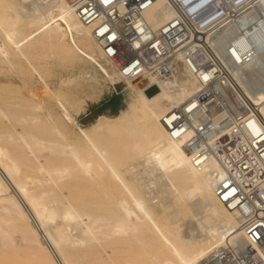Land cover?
Returning a JSON list of instances; mask_svg holds the SVG:
<instances>
[{"label":"bare ground","instance_id":"obj_1","mask_svg":"<svg viewBox=\"0 0 264 264\" xmlns=\"http://www.w3.org/2000/svg\"><path fill=\"white\" fill-rule=\"evenodd\" d=\"M174 16L167 0L145 11L155 30ZM92 28L68 0H0V264H216L222 250L247 248L236 212L215 193L216 161L195 167L184 139L163 123L200 90L197 76L185 65L166 79L125 78ZM237 30L236 57L253 42L257 52L236 77L264 118V0L245 6L220 35ZM53 60L82 65L81 74L55 89ZM92 76L96 87L101 78L123 83L130 100L115 117L83 128L73 85ZM143 173L152 177L141 181ZM156 176L174 206L202 209L196 223L180 229L179 213L157 199ZM17 243L28 254L18 255Z\"/></svg>","mask_w":264,"mask_h":264},{"label":"built area","instance_id":"obj_2","mask_svg":"<svg viewBox=\"0 0 264 264\" xmlns=\"http://www.w3.org/2000/svg\"><path fill=\"white\" fill-rule=\"evenodd\" d=\"M68 1L123 77L166 79L185 65L197 76L200 90L163 123L184 139L195 167L216 161L215 193L240 219L248 247L222 250L216 264H264V118L236 77L257 47L253 42L238 59L240 31L220 35L255 0H167L175 16L157 30L145 17L155 0Z\"/></svg>","mask_w":264,"mask_h":264},{"label":"rangeland","instance_id":"obj_3","mask_svg":"<svg viewBox=\"0 0 264 264\" xmlns=\"http://www.w3.org/2000/svg\"><path fill=\"white\" fill-rule=\"evenodd\" d=\"M53 61L54 62L52 65L55 68L56 74L54 73V74L49 75V77H51V78H49L48 76L47 77L49 78L51 85L55 89L56 88L58 89V87L60 86V81H64V79L65 80L68 79V77L72 76L73 74H75V75L77 74V76H79V74H81L80 71H81L82 65H77V66H75V68L74 67L71 68V67L66 66L64 64H59V62L56 60H53ZM179 68H182V67L180 66ZM62 77H64V78L62 79ZM96 78H98V77H96ZM96 78L92 76L90 79H88L86 81H82V78L81 79L78 78L76 80V83L74 84L75 86L73 85L74 91L73 90L72 91L81 100V106H82L80 113L78 115H75V117H76V120L78 122V125L83 127V128L90 127V126L96 124L97 121L100 119V117L101 118H103V117H108V118L115 117L116 115L119 114L120 111L114 112L113 109L118 108L119 105H121V104L123 105V109L126 108L128 101L130 100V95L128 94L129 89H125L123 83L112 84L110 82L102 81V78H101L100 80L102 82V86L96 87V84H97ZM61 84H62V82H61ZM38 87H39V89H37V92H38V94L42 95L44 93L45 88L42 85H40ZM117 95L121 96V102H120L121 104L120 103H113L111 106L103 108L102 105L104 103H106L107 101H110V99H112L114 96H117ZM120 110H122V109H120ZM138 171L140 173H142L144 171L143 167L139 166ZM141 176H142L141 181H143L142 179L145 180V179H149L150 177H152L147 173H143V175H141ZM157 177L158 176H156V178ZM157 179H158V182L156 183L157 186L154 187L155 189L153 188L155 190L156 194L158 196H160V197H157V199L162 200V198H165L162 201H164L167 205L170 204V207H169V209L171 208L170 211L173 209L172 211H177V213H179V215H173L174 216L173 220H175L177 217L178 220H176V222H177V225L180 224L179 226H180L181 230L186 229L187 226L193 222L196 223V219L197 218L199 219L200 217H202L204 212H202L201 211L202 209L198 206L197 207L196 206L191 207V208L190 207L186 208V207H181V206L179 207L176 205L174 206L172 203L174 200H172L173 197H172L170 190L166 189L165 186L161 185V182H162L161 178L158 177ZM156 190L158 191V193ZM162 196H164V197H162ZM194 211H195V214L193 213ZM198 211H201V212L198 213ZM20 246L22 249L20 248ZM15 248H17L18 250ZM15 248H14V250H17V252H20V253H18V255L20 254V256H21V254L25 255V253L28 254V251H29L28 248H26L24 246L22 247V244L19 245L17 243ZM14 252H16V251H14ZM14 254L15 253H13V256H15ZM18 255H16L15 257H12L9 254V257L7 258V260H12V259L14 260L18 257L20 258V256H18ZM10 256L12 259H10ZM204 261H205V259H204ZM204 261H203V264L206 263Z\"/></svg>","mask_w":264,"mask_h":264},{"label":"trees","instance_id":"obj_4","mask_svg":"<svg viewBox=\"0 0 264 264\" xmlns=\"http://www.w3.org/2000/svg\"><path fill=\"white\" fill-rule=\"evenodd\" d=\"M121 102V96L120 95H117V96H114L112 99H110V101H107L106 103H104L102 106L103 108L104 107H108V106H111L113 103H120ZM121 104V103H120ZM120 109H123V105H119L118 108L116 109H113L114 112H118L120 111ZM100 115V114H99Z\"/></svg>","mask_w":264,"mask_h":264},{"label":"water","instance_id":"obj_5","mask_svg":"<svg viewBox=\"0 0 264 264\" xmlns=\"http://www.w3.org/2000/svg\"><path fill=\"white\" fill-rule=\"evenodd\" d=\"M156 90H157V87L152 86V87H149L146 91L149 95H152L154 92H156Z\"/></svg>","mask_w":264,"mask_h":264}]
</instances>
